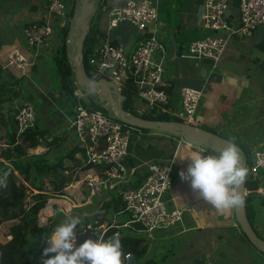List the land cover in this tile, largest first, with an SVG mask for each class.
I'll use <instances>...</instances> for the list:
<instances>
[{"label": "crops", "instance_id": "crops-1", "mask_svg": "<svg viewBox=\"0 0 264 264\" xmlns=\"http://www.w3.org/2000/svg\"><path fill=\"white\" fill-rule=\"evenodd\" d=\"M6 1L10 4L12 9L20 12L19 15L23 14V17L21 19L18 16V12L12 13L11 16V12L7 11V30L9 31V34L6 32H3V34L1 33L3 37H0V66L3 68L4 74L8 80L13 81L15 79H21L20 87L22 93L20 100L33 102L38 119V117L44 115V113H38L39 102H45L48 100L51 105H53V103L55 105L56 99L54 100V98L58 97L59 93L56 89L53 93L48 92L42 93L41 95V93H37L36 89H38V87L34 81L33 84L35 85L30 89H26L25 85L32 82L30 75L36 71L34 64L37 63L41 57H45L51 51L53 41H51L49 51H44L43 55L33 62L31 53L26 49H23L22 31L28 25L43 21L46 16V0ZM107 1L110 7L115 8L124 3L126 0H100L101 4L98 11ZM153 1H157L159 4L158 19L164 32L163 36L165 37V43L170 53L166 72L170 77L168 87H170V85L173 87L172 96L169 94L170 99L171 97L172 99H176V109L175 111H171L177 114L178 108L182 109L181 89L185 86L197 89L201 88L204 83V76L209 67V62L204 60L200 64L202 67L200 66V68H198L183 58L182 55L186 52V47L191 41L203 39L207 36L214 35V33L203 30L201 28V22L198 23L197 20L198 8L200 5L204 4V0ZM229 16L231 22L238 18V9L237 6L233 5V1ZM5 20L4 16L0 15V22H5ZM107 25L108 16L104 17L102 20V26L106 29V33ZM122 25L125 27L120 28ZM120 26L108 32L112 42H115L117 45L121 44L126 46L127 49H132L138 39L137 30L127 24H121ZM13 27L16 28V31L15 29H10ZM58 32L59 29L56 28V34L54 35L53 40ZM15 33L20 34V36L14 37ZM132 35H134L133 38L137 36L136 40L132 41ZM178 36L182 37L184 43L182 44V53L175 56L176 38ZM173 42L175 44L174 51H172ZM14 47L20 48L28 60L31 61V65L26 67L24 70L5 68L4 66L8 53L12 51ZM255 49L264 53V32L262 29H258L250 38L235 37L232 40V42L228 45L223 58L226 54H231L234 64L241 72L235 73L232 71H223L216 73L215 70L210 78V82H208L206 86L200 109V119H202L205 124H207L210 128H215L222 132H229V135L232 136L237 143L233 139L221 134L219 135L232 140L242 150H251L248 152L249 154H251L254 150H264V113L262 111L264 106V55L258 54L254 57L253 52ZM243 55H246L247 61L242 58ZM175 60H181V66H174L176 64ZM225 60L228 59L225 58ZM226 63H228V61ZM249 75L252 76L249 77ZM183 78L186 79L183 81ZM52 99L54 102H52ZM15 101L17 100H14L12 103ZM56 108L57 110L54 111L53 108L51 109L53 112L50 111V113L47 114L49 117L53 118L55 128H50L48 126H44V128L49 129L55 135H59L58 131H61V135L66 136L63 144L67 142L72 143V145H76L77 136L75 135L73 129H70L69 125L70 121L75 116L74 113L76 108L72 111L73 113L68 109V103L56 106ZM9 109H11V106ZM9 109L7 108V105L0 107V111L5 112L7 117H9ZM66 129H69L70 131L67 133ZM69 148L68 152L73 147ZM45 149L47 150V148ZM46 150L44 152H46ZM66 150L65 145L63 147L61 146L58 153H66ZM51 151L53 152L55 149L53 148ZM203 151L204 150L200 147L187 143L183 138H174L165 132L143 133L132 131L129 144L130 155L125 161L129 172L123 181H110L108 188L101 195L102 197L100 196V202L103 203L111 197H117L122 191L135 188L141 184L144 181L146 174L143 167L147 164L163 165L174 159V173L170 189L166 194V201L168 202L167 204L169 208H177L182 212V222L175 228L162 230V232L157 233L155 236L163 239L164 241L174 235V233L185 234L192 231L215 229L222 232L219 233L218 236L220 237V240H223L222 242L227 245V253L222 252L219 249L220 245H211L207 249H202L200 254L193 260L192 264H251L249 262L250 257L246 253L247 248L244 246L246 239L242 235L241 229L238 228L237 223L235 224L230 222L227 218L225 219L221 210H217L208 204V202H206L197 191L190 187L189 182L182 180L179 175L181 170H186L190 162L188 157L200 153L207 155L204 153L205 151ZM84 166L85 164L83 163L82 167L78 166L71 171V173H68L71 174L70 176H68V174L66 175L67 177H72V181L66 183V186L77 187L78 194L80 189L83 190L82 183H84L85 178L90 174L97 173L94 169L85 170ZM263 173L264 170L261 172V176L259 175L257 178L259 180V189L253 196V202L259 204L262 219H264ZM72 193L73 194H70V197L72 198L71 201L66 198L68 194L65 195V190L63 196L55 197L57 199L52 198L49 200L47 207L39 213V217H41L40 226L47 227L50 231H52L54 226L59 223V220L63 221L65 215L71 214L68 212H71L74 208H81L82 204L80 205L75 202L76 196L74 195L76 190ZM51 206H57L58 211L53 210ZM59 213H63V215L61 214L62 216L59 217ZM128 219L129 216L126 213L111 214L108 218L110 222L119 226L125 225ZM7 224L6 220H2L0 223L1 242L11 239V236L4 234L7 231ZM120 228L124 230L129 229L127 227ZM224 231L227 232L224 233ZM135 234L137 233L135 232ZM252 252L253 251H251V253Z\"/></svg>", "mask_w": 264, "mask_h": 264}, {"label": "built area", "instance_id": "built-area-1", "mask_svg": "<svg viewBox=\"0 0 264 264\" xmlns=\"http://www.w3.org/2000/svg\"><path fill=\"white\" fill-rule=\"evenodd\" d=\"M82 0H46V16L42 22L28 25L22 31L23 49L29 51L33 62L49 51V46L56 34V28L61 29L67 23L73 25L74 16L70 12L80 6ZM233 0H204V10L201 28L211 31L214 35L200 40L191 41L183 58L200 68L204 60L209 62L208 71L204 76L201 88L185 86L181 89L180 112L165 109L169 103L168 86L170 77L166 67L169 60V50L159 23V4L153 0H126L113 8L108 14L107 33L99 35L92 48L89 64L96 68L97 74L112 82L118 92L129 79L135 88L136 101L134 114L145 119L148 113L162 111L183 120V123L198 126L201 117V105L206 86L222 60L228 45L235 37L250 38L260 28L264 27V0H239L238 18L230 21V9ZM121 24H127L138 32V39L132 49L123 45H115L108 34ZM31 61L22 50L14 47L6 57L5 68L24 70ZM202 67V66H201ZM75 96L83 99L86 93L75 81ZM12 103L17 111L18 136L37 124V113L33 102L20 98ZM264 113V106L262 109ZM77 136L76 144L84 145L87 151L88 163H103L106 167L103 173L88 175L83 185L84 197L91 200L101 196L108 188L110 181H123L129 172L126 159L129 157V144L132 131L117 117H109L93 107L81 103L75 109V116L69 123ZM247 165V176L258 178L264 170V150H254ZM175 160L167 164H147L144 166L145 179L135 188L120 193L125 204L124 213L129 216L125 225L137 234L152 237L154 232L173 229L182 222V212L171 209L166 201L174 173ZM139 226L140 229H136ZM102 238L106 227L102 226ZM118 234H115L117 237ZM130 257V255H127ZM42 264V258L38 260Z\"/></svg>", "mask_w": 264, "mask_h": 264}, {"label": "trees", "instance_id": "trees-1", "mask_svg": "<svg viewBox=\"0 0 264 264\" xmlns=\"http://www.w3.org/2000/svg\"><path fill=\"white\" fill-rule=\"evenodd\" d=\"M238 3L239 0H233V5L238 6ZM112 9L108 1L102 5L93 19L94 21L84 42L82 64L87 75L95 80H99L102 77L97 74L96 68L89 64V59L97 37L106 33V29L102 26V20L108 16ZM74 13L75 11L72 10L69 14L70 17H73ZM70 30L71 25L67 23L58 32L60 42L53 55L59 81L57 87L64 90L72 98V102L68 103L71 109L76 107L78 103L86 107H92L89 101L85 99L86 96L80 100L75 96L77 87L75 85L73 67L70 64V47L68 46ZM112 43L117 45L115 42ZM183 43L182 37L178 36L176 38L175 56L182 53ZM65 48L66 52H64ZM20 81V78L13 81L8 80L3 68L0 66V107L7 105L9 109L11 106L9 117H7L5 112L0 111V138L5 141L4 148L0 145V178L3 179V182L0 183V223L2 220L7 221V231L4 234L11 236L10 240L0 241V264H38V260L42 258V250L46 246L45 240L51 233L47 227L40 226L39 213L47 207L50 199L64 195L65 184L72 181V177H67L66 175L78 166L82 167L83 163L85 164V170L94 169L100 174L106 169L103 163H88L87 151L83 144H76L67 153L63 152L50 156V151L53 148H60L66 136L55 135L47 128H40L38 124L18 136L17 122L15 120L17 111L12 107V102L21 96ZM80 88L84 93L89 91V89ZM172 89L173 87L170 85L168 87L170 96H172ZM120 94L123 96L122 108L134 114L136 97L132 79L126 82ZM175 105L176 99L171 97L169 103L165 105V109L175 111ZM101 111L109 117H114L112 113L113 116L109 115L110 112L104 106ZM144 118L153 121L183 123L180 118L162 111L148 113ZM118 121L122 122L119 119ZM198 124L207 125L203 121ZM3 127L7 130L6 135H4ZM125 127L133 132H157L130 127L126 124ZM209 128L206 127L205 129L219 134L218 129ZM169 135L174 138H181ZM44 144L47 148L46 152L40 154L30 152V150ZM243 152L246 163L249 165V153L245 149H243ZM77 155L81 157L77 158ZM67 162H73V165L66 167ZM59 169H61L63 174L60 178ZM58 178L59 180H57ZM245 189L247 192L245 196L247 218L257 235L264 240L259 235L256 227L257 212L253 202V196L259 189V180L246 177ZM74 209L78 210L79 208ZM54 210L58 211V207L54 206ZM87 210L89 212L86 215L79 214L81 218V225L77 228L79 233L86 232L92 238H95V236L100 237L103 232L102 226L104 225L106 231L102 239H112L115 234H118L115 239L121 241L123 251L127 255L133 256L137 264H145V258L150 247V241L146 236L135 234V231L131 230V228L127 230L116 228L108 220L111 214L124 213L125 204L120 195L105 200L99 207L87 208ZM235 221L238 224L236 217ZM238 227L240 228L239 225ZM136 229H140V227L137 226ZM242 235L247 239L243 233Z\"/></svg>", "mask_w": 264, "mask_h": 264}, {"label": "rangeland", "instance_id": "rangeland-1", "mask_svg": "<svg viewBox=\"0 0 264 264\" xmlns=\"http://www.w3.org/2000/svg\"><path fill=\"white\" fill-rule=\"evenodd\" d=\"M7 11L11 12L10 13L11 16H12V13L18 12V16L21 19L23 17L22 16L23 14L19 15L20 12L12 9L10 4L6 0H0V15L4 16V19H6L5 22H0V37H3V35H1V33L3 34V32L4 33L6 32L7 34H9V31L7 30L8 29V25H7L8 20L6 18V14L8 13ZM121 27H125V26L122 25V26H120V28ZM71 28H72V26H71ZM10 29L11 30L15 29V31H16L15 27L10 28ZM260 29H262L263 32H264V27H262ZM7 34H5V35H7ZM79 35H80V32H77V37ZM16 36L19 37L20 34L15 33L14 37H16ZM133 36L134 35L131 36L132 41L136 40V37H137V36H135V38H133ZM59 42H60L59 35L57 34L56 37L54 38L53 42H52L51 51L45 57H43V58L41 57L39 61L37 60L38 62L34 64V68H35L36 71H35V73L30 75V78H32V82H29V83H27L25 85L26 89H30V88H32V86L35 85V84H33V81H34L36 83V86L38 87V89H36V91H37V93H41V95H42V93H48V92L53 93V91L56 90V89H57V91L59 93L58 97L54 98V100L56 99L55 100L56 101L55 105H54V103H53V105H51L50 101H48L47 99L46 100L48 102L47 101H45V102L40 101L39 102L38 113H40V114L44 113V115H41L37 119V124H38V126L40 128H44V126H48L50 128H55L54 127L53 118L49 117L47 114H49L51 109H53V108H54V111L57 110L56 106L72 102V98L69 96V94L65 93L64 90H62L59 87H57V85L59 84V81H58V74H57V71H56V67L54 65L53 55L55 54V50H56L57 46L59 45ZM71 49H72V47L70 48V52H71ZM64 52H66V48L64 49ZM258 54L264 55V53L259 52V51H257L255 49L254 52H253V56L255 57ZM69 55H70V53H69ZM225 58H227L228 60H225ZM242 58L247 61L246 55H243ZM232 59H233V57H232L231 54H226L225 57L218 63L217 68H216V73H220V72H223V71L224 72L225 71H232V72H235V73H237V72L240 73L241 71L237 68V66L234 64V61ZM227 61H228V63H226ZM175 63L176 64L174 66L179 67V66H181L182 61L181 60H175ZM70 64L72 65L71 58H70ZM73 71H74V68H73ZM252 75H253V72H252ZM252 75H249V77H251ZM185 79L186 78H183V81ZM97 90L98 89H94V90H91V91L89 90L86 93L85 99L89 101L90 105L94 109H98V110L101 111V108L103 106H105L106 102H103V101L99 100L96 97ZM20 98H21V96H20ZM54 100L52 99V102H54ZM74 108H76V107H74ZM74 108L72 107V109H71L68 106V109L70 111L74 110ZM180 111H181V109L178 108V112H180ZM51 112H53V111H51ZM112 114L109 113L110 116H113ZM200 121L202 122V119H199L197 121V123H200ZM198 126H201L203 128H206V127L208 128L209 127V126L204 125V124H201V125L199 124ZM63 131H65V130H63ZM69 131H70L69 129H66L67 133ZM3 132H4V135L7 134V130H6L5 127H3ZM218 133L234 140V138L229 135V132H222V131L219 130ZM58 134L61 135L62 134L61 131H58ZM166 134H168V133H166ZM234 141L237 143L236 140H234ZM0 145L3 148L5 147V141H4L3 138L2 139L0 138ZM64 145H65V148L67 149L66 153L68 152V148L69 147L72 148V147L75 146L74 144L72 145V143H67V142L65 144H63L62 147ZM45 148L46 147H45V144H44L43 146H39L36 149L30 150V152L31 153H35V154H40V153H42V152H44L46 150ZM200 148L205 151V152L203 151L205 154H209L208 150L204 149L203 147H200ZM59 149L60 148H55V151H53V152L50 151L49 155L50 156L57 155V153L59 152ZM250 151L251 150H248V152H250ZM77 157L80 158L81 156L77 155ZM66 164H68L66 166L73 165V162H67ZM69 173H71V172H69ZM263 174H262V176H263ZM62 175L63 174H62V171H61L60 175H59V178ZM70 175L71 174H68V176H70ZM79 175H82V174H79ZM260 176H261V174H260ZM65 186H66V184H65ZM77 189L78 188L74 187V186H72V187L66 186L65 187V195L68 194L66 196V198L69 201H71L72 198L70 197L71 196L70 194H73L72 192H74V190H76V193L74 195V196H76L75 197L76 198L75 202L80 204V205L82 204L80 209H78V210L73 209L71 212H68V213H71L72 215H77V216H79V214H82V215L85 214L86 215V213L89 212V210H87V208H94L96 206L99 207L101 205L100 201H101V197L102 196L101 197L98 196V197H95V198H93L91 200H87L86 197L83 196V194H84L83 190L80 189L79 190V194H78V190ZM55 199H57V198H55ZM254 205H255V210L257 212V224H256V227L258 229L259 235L264 238V219L261 218L259 204L254 202ZM51 207L54 210V206H51ZM221 212L224 215L225 219L227 218L230 222H233V223L236 224L234 208L233 209H229V210H223ZM61 214L63 215V213H59L58 216L59 217L62 216ZM64 218H65V216H64ZM59 222H61V221L59 220ZM40 223H41V217H39V224ZM160 232H162V231L160 230L158 232H154L152 234L151 238L147 237L145 235L146 238L150 241L149 252L147 253V256L145 258V264H192L193 260L196 258L197 255L200 254L202 249H205V248L207 249L211 245H213V246L214 245L215 246L216 245H220L219 249L222 252L227 253V245L224 244L222 242L223 240L221 241L220 237L218 236V234L222 233V232H219V231H217L215 229L206 230V231H192V232L185 233V234H183V233L182 234L174 233V235H172L171 237L167 238L164 241H163V239H160L159 237L155 236L157 233H160ZM226 232L227 231H224V233H226ZM244 246H246V248H247L246 253L250 257L249 258V262L251 264H264V255L261 252H259L254 246H252L247 239H246V243L244 244ZM251 251H253V252L251 253Z\"/></svg>", "mask_w": 264, "mask_h": 264}, {"label": "clouds", "instance_id": "clouds-1", "mask_svg": "<svg viewBox=\"0 0 264 264\" xmlns=\"http://www.w3.org/2000/svg\"><path fill=\"white\" fill-rule=\"evenodd\" d=\"M208 152L207 155L200 153L188 157L190 162L186 170L179 173L181 179L188 181L190 187L217 210L243 206L241 186L247 168L240 148L229 141L219 149L213 146ZM79 225L81 218L68 214L54 226L45 240L42 264H125L128 256L119 239L95 236L77 244Z\"/></svg>", "mask_w": 264, "mask_h": 264}, {"label": "water", "instance_id": "water-1", "mask_svg": "<svg viewBox=\"0 0 264 264\" xmlns=\"http://www.w3.org/2000/svg\"><path fill=\"white\" fill-rule=\"evenodd\" d=\"M100 4V0H82L80 6L76 10L73 25L69 33L68 46L70 48L72 47L69 57L72 60V66L74 68V78L77 84L80 87L89 89L90 91L98 89L96 92V97L99 100L106 102L104 107L108 110V112L113 113L115 117H117L124 124L130 127L150 131L165 132L176 137H181L187 143L193 144L198 147H203L207 150L211 149L213 146H216V148L219 149L220 147L225 146L226 142L229 141L234 143L232 140L225 138L219 134L213 133L212 131L207 130L201 126H194L178 122L153 121L138 118L136 116L128 114L122 108L121 103L123 100V96L120 94V92L117 91L116 86L112 82L104 78L95 80L87 75L82 64L84 42L88 35L92 21L97 14ZM203 10L204 6L200 5L197 12L198 23L201 22ZM77 32H80V35L78 37ZM172 48V51H174V42L172 43ZM240 150L243 156V163L246 167L244 152L241 148ZM59 172H61V169H59ZM57 180H59V178ZM241 191L244 196V204L241 207L234 208L236 220L238 222V225L240 226L242 233L245 235L250 244L264 255V240L257 235L247 218L245 205V196L247 192L245 189V182L241 186ZM87 238H89V235L86 232L79 233L77 235V244L83 242ZM125 264L137 263L135 258L133 256H130L126 260Z\"/></svg>", "mask_w": 264, "mask_h": 264}]
</instances>
